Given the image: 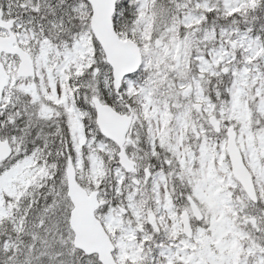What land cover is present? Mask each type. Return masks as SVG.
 <instances>
[{"label": "snow or ice", "instance_id": "obj_1", "mask_svg": "<svg viewBox=\"0 0 264 264\" xmlns=\"http://www.w3.org/2000/svg\"><path fill=\"white\" fill-rule=\"evenodd\" d=\"M0 264H264V0H0Z\"/></svg>", "mask_w": 264, "mask_h": 264}]
</instances>
